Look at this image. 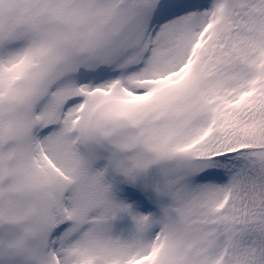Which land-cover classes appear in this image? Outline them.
<instances>
[{
	"label": "snow or ice",
	"instance_id": "6c2138e0",
	"mask_svg": "<svg viewBox=\"0 0 264 264\" xmlns=\"http://www.w3.org/2000/svg\"><path fill=\"white\" fill-rule=\"evenodd\" d=\"M0 264H264V0H0Z\"/></svg>",
	"mask_w": 264,
	"mask_h": 264
}]
</instances>
